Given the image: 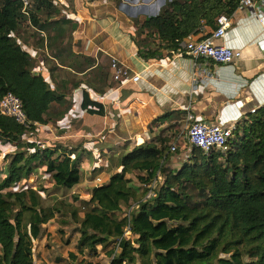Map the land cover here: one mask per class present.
I'll list each match as a JSON object with an SVG mask.
<instances>
[{
  "label": "trees",
  "instance_id": "obj_1",
  "mask_svg": "<svg viewBox=\"0 0 264 264\" xmlns=\"http://www.w3.org/2000/svg\"><path fill=\"white\" fill-rule=\"evenodd\" d=\"M239 2L167 1L158 14L135 20L138 56L149 59L176 49L204 25L216 29L217 18L232 15ZM60 13L56 0H32L30 16L21 1L0 0V100L7 92L19 96L30 122L27 128L0 113V140L22 147L0 164V264H35L34 241L62 206H44L45 188L30 186V176L43 169L55 186L68 190L81 182L80 156L72 158L56 145L40 147L39 125L59 119L52 105L63 102L64 95L44 73L34 72L35 59L18 40L25 25L38 33L69 23L50 20ZM82 107L89 114L105 113L102 102L88 92ZM160 141L121 154L120 170L94 186L89 199L74 196L80 202L70 209L80 233L77 251L104 252L110 264H264V106L235 124L229 150L192 146L178 169L168 165L170 138ZM125 208L129 213L122 214Z\"/></svg>",
  "mask_w": 264,
  "mask_h": 264
},
{
  "label": "crops",
  "instance_id": "obj_2",
  "mask_svg": "<svg viewBox=\"0 0 264 264\" xmlns=\"http://www.w3.org/2000/svg\"><path fill=\"white\" fill-rule=\"evenodd\" d=\"M167 1L56 0L61 13L50 20L64 18L69 23L38 33L31 27V38L24 32L18 37L35 59L34 72L44 73L52 87L64 95L63 102L52 105L54 111H59V119L40 124L38 132L50 130L51 133H46L54 134L55 123L59 126V134H54L59 147L71 153L72 158L78 155L82 162H91L94 173L99 164L110 167L107 173H102L106 174L102 182H97L101 178L93 173L95 181L87 186L89 192L83 199H89L94 186L107 182L120 170L119 156L136 145L151 141L160 144L164 137L170 138L172 145L182 142L187 137L183 133L187 132L188 110L201 121L230 125L264 106V14L256 16L249 9L234 11L227 35L218 40L241 52L233 63L195 61L186 54L177 56L166 49L158 57L143 59L132 39L135 20L158 14ZM39 16L42 20L45 17ZM212 30L204 25L193 35H209ZM112 58L119 60L131 75L139 74L140 80L116 82ZM85 92L91 99L102 102L104 115L89 114L83 109ZM162 115H167L165 121L152 125ZM183 155L186 160L190 157L186 151L178 157ZM170 157L168 165L175 169L186 161L181 163ZM57 215L43 225L42 235L34 241L35 264H59L50 261L48 254L58 261L59 252L54 253V249L61 245L52 246L51 252L45 247L54 237L53 232L45 231ZM126 234H130L128 229ZM66 243L68 238L64 240Z\"/></svg>",
  "mask_w": 264,
  "mask_h": 264
},
{
  "label": "built area",
  "instance_id": "obj_3",
  "mask_svg": "<svg viewBox=\"0 0 264 264\" xmlns=\"http://www.w3.org/2000/svg\"><path fill=\"white\" fill-rule=\"evenodd\" d=\"M19 1L23 4V13L30 16L32 0ZM246 9H249L256 14V16H263L264 0H240L236 10ZM232 15H220L217 18V28L212 30L211 34L206 38L199 39V37L190 34L180 42L176 49H172L170 52L177 56L186 54L195 61L208 59L218 64L233 63L240 56L241 52L226 44L218 42V40L225 38L227 35L228 29L232 25ZM111 69L113 71V78L116 82L126 83L140 80L139 74L131 75L129 70L116 58L111 59ZM0 113L13 117L19 124L27 128L30 126L29 119L23 107V102L21 98L13 92H7L0 100ZM185 127L187 130L188 142L191 146H197L205 152H210L212 150L226 152L230 148L235 124L226 125L223 122L209 123L201 121L194 112L188 110ZM40 147H45V144L40 142ZM176 149L177 145L173 144L171 150L175 151ZM151 195L152 191L148 193L147 197ZM69 264L82 263L72 260Z\"/></svg>",
  "mask_w": 264,
  "mask_h": 264
},
{
  "label": "rangeland",
  "instance_id": "obj_4",
  "mask_svg": "<svg viewBox=\"0 0 264 264\" xmlns=\"http://www.w3.org/2000/svg\"><path fill=\"white\" fill-rule=\"evenodd\" d=\"M71 0H68V3H70ZM122 1V0H121ZM117 5H119L118 1H115ZM24 33L25 36H32V30L31 27L26 26L24 27ZM50 59V58H49ZM48 59V60H49ZM51 60V59H50ZM53 131L55 132L54 134L58 135L59 134V126L55 123L52 124ZM46 132L51 131H45V132H38L37 134V139L45 144L46 146H52L56 145L59 146V140L54 136V134L50 135ZM184 136H187V132L183 133ZM177 145V150L172 153V157L174 156L176 161L183 162L184 160L187 159L186 156H181L180 158L178 157V154L180 155L183 152H187L189 154L191 152V145L188 142L187 137L182 139V142H175ZM22 147L18 146H11L4 141L0 140V164L4 163L7 164L10 160V156L18 150H20ZM69 150V148L67 147ZM89 156V154H87ZM86 155V157H88ZM77 157V155H75ZM104 159L107 158L106 156L103 157ZM95 160V159H94ZM97 160V159H96ZM170 160L172 158L170 157ZM172 162V161H171ZM170 162V163H171ZM179 162L177 164H179ZM114 163V161H113ZM170 166V165H169ZM110 169V167H107L106 165L99 164V167H95L94 171L97 173L101 180H97V182H102L106 177V174L102 173H107V171ZM43 169H41L37 174H33L30 176L28 179L30 186H33L37 184L38 188L44 189L45 192L44 194L42 193L41 195L43 196V201L42 204L44 206H51L53 204H61L62 206L59 205V212L57 215L56 220L54 223H51L52 226L47 227L48 230L54 233V237L50 238V242L48 241L47 244L48 246H45L46 249H48L51 252V247L54 246L55 244L59 243L61 245L60 248L54 249V253L59 252L58 255V261L56 260V256L53 254H48V259L50 261L54 262H59V264H67L68 260L72 259L70 257L71 253L76 254L77 258L75 259L76 261L81 262L82 264H87V262H92L93 264H110L111 263V258L108 255H105V253H99L98 256H91L89 251L87 249H84V251H77L76 244L79 241L80 233L78 231V224L74 222L72 215H71V207L76 205L79 206V201L74 200V196H80V198H85L87 196V193L89 192V189L87 186L95 181L96 176L93 175V166L91 162L83 161L82 166H81V182L80 186L73 188L71 190L64 189V188H58L57 186L53 185V182L51 180V177L49 175H46L44 172H42ZM106 170V171H105ZM104 171V172H102ZM94 173V174H95ZM101 173V174H100ZM38 175V176H37ZM131 178H133L134 183L139 184V181L136 178V175L134 174H129ZM36 180V183L35 181ZM33 182V183H32ZM47 186V187H46ZM128 208H125L123 210L122 214H127L129 213ZM80 215H83V212L80 213ZM28 221V216L25 218V222ZM57 238V239H56ZM68 238V243L67 245L64 244V240ZM54 239H56V243H54ZM62 244L64 246H62ZM100 247H98L99 249ZM77 252V253H76ZM64 254V255H63ZM64 256V257H63Z\"/></svg>",
  "mask_w": 264,
  "mask_h": 264
}]
</instances>
